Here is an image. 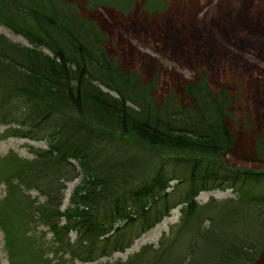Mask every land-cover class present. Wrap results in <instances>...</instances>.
I'll return each instance as SVG.
<instances>
[{"label":"trees","instance_id":"trees-1","mask_svg":"<svg viewBox=\"0 0 264 264\" xmlns=\"http://www.w3.org/2000/svg\"><path fill=\"white\" fill-rule=\"evenodd\" d=\"M137 1L87 0L85 9L126 13ZM0 22L27 44L0 35V125L6 135L47 142L31 160L0 157V227L12 264L123 253L178 207L179 220L156 245L102 264H258L264 142L255 139L254 169L225 161L235 149L226 87L196 69L180 93L159 97L158 79L111 58L99 25L66 0H0ZM78 178L63 209L66 185ZM212 190L233 197L197 202ZM37 223L47 232L34 234Z\"/></svg>","mask_w":264,"mask_h":264},{"label":"rangeland","instance_id":"rangeland-1","mask_svg":"<svg viewBox=\"0 0 264 264\" xmlns=\"http://www.w3.org/2000/svg\"><path fill=\"white\" fill-rule=\"evenodd\" d=\"M74 3L94 20L107 37V52L123 68H131L144 78L158 79V96L169 91L180 93L182 86L194 79L196 69L204 70L215 88L226 87L232 96L229 129L235 140L233 153L225 157L229 164L254 169L255 139L264 142V0H160L154 11L145 9L149 0H138L134 7L121 13L102 7L85 9L87 0H66ZM0 35L12 43L27 46L26 41L0 22ZM7 126L0 125V157L15 153L22 160H31L35 150L46 149L47 142L32 141L6 135ZM80 178L67 183L63 209L79 184ZM176 182H172L174 186ZM6 195L0 183V200ZM31 199L42 203L35 191ZM233 197L231 190L201 192L196 198L203 204ZM180 207L171 211L161 223L141 235L123 253L100 258L91 263L69 261L67 264H102L125 261L147 244L156 245L162 234L179 220ZM34 234L47 232L42 224H34ZM51 235L46 234L45 239ZM71 240L75 234L71 233ZM44 240V239H43ZM7 238L0 227V264H12ZM15 245L18 239L15 238ZM258 264H264V254Z\"/></svg>","mask_w":264,"mask_h":264}]
</instances>
